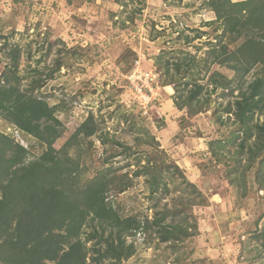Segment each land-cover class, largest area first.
Here are the masks:
<instances>
[{
    "label": "rangeland",
    "instance_id": "374dc122",
    "mask_svg": "<svg viewBox=\"0 0 264 264\" xmlns=\"http://www.w3.org/2000/svg\"><path fill=\"white\" fill-rule=\"evenodd\" d=\"M212 6V0H0V71L17 46L24 90L39 75L52 76L33 93L55 109L60 133L53 150L70 160L75 182L85 189L102 170L127 172L132 185L109 193L123 216L152 219L170 209L166 222L194 234L180 242L162 241L156 228L128 236L135 252L119 264H264V241L256 237L264 228L258 178L264 167L249 150L255 125L264 124V98L251 137L234 114L248 85L264 78V62L244 76L231 69L248 64L238 51L247 36L226 32ZM136 67L153 70L155 79L133 86ZM89 115L99 132L75 137ZM3 116L0 132L14 136L16 126ZM17 139L29 149L27 163L49 149L28 133ZM149 157L172 165L156 192L143 171ZM91 230L87 222L83 240ZM98 242L87 243V264H109L96 260Z\"/></svg>",
    "mask_w": 264,
    "mask_h": 264
},
{
    "label": "trees",
    "instance_id": "16d2710c",
    "mask_svg": "<svg viewBox=\"0 0 264 264\" xmlns=\"http://www.w3.org/2000/svg\"><path fill=\"white\" fill-rule=\"evenodd\" d=\"M212 4L218 18L224 19L226 32L247 36L238 51L248 56V64L230 66L235 71L243 70L244 76L250 72L253 64L264 62V0H212ZM8 51L9 61L0 71V113L20 132L35 136L49 149L38 159L27 163L29 149L20 144L15 136L0 132V264H87V243L94 238L99 240L93 244L99 245L94 247L98 254L96 260L119 264L134 254L135 246L133 243L127 244V237L138 232L147 234L156 228L164 242H180L194 235L188 227H174L166 222L172 212L170 209L156 212L152 219L148 216H123L109 198V193L114 191L120 194L132 185L127 172L109 173V170H102L82 189L80 183L74 180L75 168L69 166L70 160H65L53 150L60 133L55 109L33 93L52 76L39 75L24 90L21 80L26 76L21 75L19 69L21 49L16 46ZM60 66L59 62L57 67ZM226 80L231 83V79ZM195 96L196 93L190 95L189 101ZM263 98L264 78L259 75L236 101L234 114L248 138L254 133L250 124L254 110L261 106ZM176 101L178 108L187 107ZM42 120L45 124H41ZM93 120V116L89 115L74 136L89 138L99 132L100 126ZM255 126L259 131L256 143L249 150L253 153L252 160L255 162L260 158L263 168L264 124ZM100 136L103 140L106 138L103 132ZM215 142H210V145L213 146ZM240 145L239 150L243 152L245 141ZM173 166L186 180L181 168L177 164ZM171 167L166 163L157 165L149 157L148 167H144L143 171L151 175L152 192L158 190L162 172ZM140 172L138 170L136 173ZM258 178L264 190V177L260 178L258 174ZM230 182L236 183V178ZM187 184L199 197H204L195 183L188 181ZM87 222L92 225V230L83 240L81 234ZM256 237L264 241V228L259 230Z\"/></svg>",
    "mask_w": 264,
    "mask_h": 264
},
{
    "label": "built area",
    "instance_id": "2783aa9c",
    "mask_svg": "<svg viewBox=\"0 0 264 264\" xmlns=\"http://www.w3.org/2000/svg\"><path fill=\"white\" fill-rule=\"evenodd\" d=\"M151 79H155V75H154V71L150 70V71H144V70H139L136 67V70L134 71V73L132 74L131 77H129V80L131 82V84L133 86H135L136 84H138L140 81H146L149 82L151 81ZM14 136L16 138V140L19 142V140L17 139V137L20 136V131L18 129H15L14 131ZM22 142H20V144H23V139H21Z\"/></svg>",
    "mask_w": 264,
    "mask_h": 264
},
{
    "label": "crops",
    "instance_id": "0c3cea01",
    "mask_svg": "<svg viewBox=\"0 0 264 264\" xmlns=\"http://www.w3.org/2000/svg\"><path fill=\"white\" fill-rule=\"evenodd\" d=\"M233 2L244 1V0H232Z\"/></svg>",
    "mask_w": 264,
    "mask_h": 264
}]
</instances>
